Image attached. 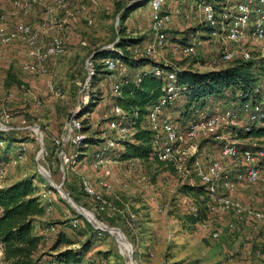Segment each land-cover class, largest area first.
<instances>
[{
	"label": "rangeland",
	"instance_id": "rangeland-1",
	"mask_svg": "<svg viewBox=\"0 0 264 264\" xmlns=\"http://www.w3.org/2000/svg\"><path fill=\"white\" fill-rule=\"evenodd\" d=\"M66 1V8L59 9L57 0H45L41 4L33 3L28 14L12 15L9 1L0 0V15H4V18H0V24L9 30H16L20 24L27 23L38 33V44L45 45L51 37L58 36L64 46L61 55L36 62L31 54L32 48L23 41L0 45V130L5 131V126L15 127L7 134L23 141L26 147L24 156L17 164L13 165L9 160L3 162L7 167L3 185L5 187L30 177L38 187L37 195L46 208L38 225H53L54 228L53 231L49 229L42 232L48 237L42 248L45 255L49 257L54 253L49 247L57 231H65L75 241L69 246L71 248H77L85 240L86 235L80 234L82 231L93 235L90 236L95 241L92 253L97 250L113 253L117 259L111 256L107 261L116 260L118 264H264V221L257 224L252 240L246 238L251 221L237 222L232 211L221 208L215 212L208 211L202 222L184 226L183 217L195 212L193 208L196 206L194 200L183 194L180 188L184 184L199 183L193 172L182 174L168 164L155 161H135V165L130 167L126 161L119 160L113 151L104 163L108 173L104 169L94 170L91 167L93 152L105 138H113L118 143L115 148L121 149L119 141L122 137L110 130L105 118L110 106L115 104V99L110 90L112 78L103 70L97 76L92 90L94 94L99 92L98 103L85 115L83 112L86 108L82 111L76 109L84 96L86 61L98 51L115 49L123 26L126 27V36H140L142 41L146 40L150 0L134 9L124 23L121 21L124 8L136 0ZM181 2L164 0L162 10L167 12L173 7L182 9ZM45 13L52 17L47 16L43 20ZM44 22L51 26L46 36L38 31ZM196 22L197 19L184 17L173 19L167 26L166 45L150 59L179 69L182 66L197 71L209 69L212 56L221 48L218 43L214 46L209 39L202 37L204 42L195 48V55H184L181 52L178 39L193 33L192 28L197 26ZM242 45L250 50L249 61L260 62L263 65L260 69L264 71V39L246 40ZM132 46L129 47L130 51ZM25 62L42 65L46 72H24L22 65ZM232 63L234 61H218L223 67ZM123 64L128 75L137 71L127 62ZM9 75H14L15 79L12 80ZM260 78L264 80V74ZM8 96L10 99L6 101ZM73 112L78 116L82 113L86 138L104 140L99 141L98 145H84L72 167H61L53 154V140L60 137L65 122ZM165 114L178 126L180 132H185V126L192 122L191 116L189 121L184 118L179 120V113L175 111H167ZM242 125L240 122L238 127ZM126 138H129V134ZM225 143L235 144L239 148L264 150V137L238 138L223 128L206 139L193 141L192 144L197 147L196 152L186 159L185 166L191 167L194 160L207 164L218 158L220 147ZM188 145L184 144L182 148ZM224 167L233 169L230 163H224ZM82 176L92 182L98 196L109 202L104 213H98L92 208L93 198L85 195L79 187ZM54 187H60V193H67L69 199L62 198ZM237 188L245 191L244 196L240 197L242 203L249 202L247 192L250 191L256 197L253 206L263 208L264 167L261 179L256 184L248 185L241 181ZM123 215L132 218L129 232L125 229ZM70 217H78L80 225L70 228L65 224L64 221L68 222ZM100 222L118 229H112V234L98 238L96 232L102 227ZM229 222L236 223L232 231L228 229ZM243 223L244 227H241ZM215 231L218 237H213ZM132 236L136 244H133ZM94 260L96 264L106 263L99 255H95Z\"/></svg>",
	"mask_w": 264,
	"mask_h": 264
},
{
	"label": "built area",
	"instance_id": "built-area-1",
	"mask_svg": "<svg viewBox=\"0 0 264 264\" xmlns=\"http://www.w3.org/2000/svg\"><path fill=\"white\" fill-rule=\"evenodd\" d=\"M8 1L11 5L12 15L19 13L25 15L32 10L33 3L41 4L45 0ZM148 5L150 10L148 38L132 46L131 54L135 58L153 57L159 49L166 45L168 24L175 18H187L189 15L179 7H173L164 12L162 10L164 0H150ZM57 7L59 9L66 8L67 1L57 0ZM190 12L197 19V25H203L206 30L205 33L196 31L190 34L186 45L180 46L181 52L184 55H195V48L204 42L202 37L209 39L214 46L217 43L221 46L214 55L215 57L212 56L211 67L207 71L223 68L218 64V61L227 63L237 59L249 61L251 59L250 50L242 43L246 40L261 41L264 39V0H194L191 3ZM0 18H4V15H0ZM41 27L46 31L51 28L47 22L42 23ZM38 38V33L27 23L20 24L16 30H9L0 24V45L23 41L32 48L31 54L36 62L46 61L64 52L60 37H51L45 45L38 44ZM100 62L108 72L109 77L112 78L110 82L112 94L119 96L121 79L126 76L123 69L124 62L120 58L114 57H106ZM86 69V77L83 82L84 96L81 103L76 107L79 111L87 107L92 92L91 80L95 74L92 57L87 59ZM22 70L34 74L46 72L42 65L32 62H25L22 65ZM153 71L156 76L165 81L163 94L149 107L146 115L147 124L153 133L154 156L157 160L172 166L182 174L193 172L205 187V192L199 197V201L208 208L209 212H215L218 208L224 211H232L237 222H243L245 217H250L254 229L246 234V238L252 240L257 224L264 221V207L255 208L251 198L247 204H244L240 199L232 197L230 192L234 189L237 181H244L251 185L256 184L261 179V171L264 167V150L238 148L235 144L225 143L220 147L218 158L207 164L194 160L191 167H186L185 161L196 152L197 147L192 144L193 141L206 139L223 128L238 127L240 122L243 123L242 127L248 129L251 123L263 121L264 87L261 85V87L255 88L259 97L256 101L251 97L246 98L228 107L220 108L211 115L199 112L197 119L186 126L185 132H180L169 118L162 117L163 109L172 103L178 95V87L175 83L176 73L174 70L164 71L159 67H155ZM140 78L138 72H135L132 77L136 83L140 81ZM9 99L10 96L6 98V101ZM0 115H2L1 112ZM126 115V111L117 104H112L105 115L110 130L119 134L122 139L132 133L124 123ZM82 120V117L76 115L75 112L71 113L64 124L62 134L53 140V154L61 167H72L77 156L81 154V147L84 146L86 139ZM2 144L0 142V145ZM184 144L189 145L184 149L182 148ZM116 145L118 143L113 138H105V141L97 146L93 152L91 167L94 170L104 169V172H107L104 163ZM25 149V145L21 144L20 153L16 157H12L10 163L17 164L18 160L24 156ZM135 161L129 160L128 165L130 167L135 165ZM224 163H230L233 169H225ZM6 172V165H0V186L3 184ZM79 185L86 195L93 198L92 207L97 212H104L109 206V202L96 194L92 182L87 177L82 176ZM193 211H195V207ZM68 223L71 227H76L79 224V219L70 217ZM235 226V222L228 223V229L231 231L235 229ZM50 230L53 231L54 228L51 227ZM102 232L112 233L111 229L106 226L98 228L96 233L98 236H102ZM213 237H218V232L215 231ZM0 264H5L1 243Z\"/></svg>",
	"mask_w": 264,
	"mask_h": 264
},
{
	"label": "trees",
	"instance_id": "trees-1",
	"mask_svg": "<svg viewBox=\"0 0 264 264\" xmlns=\"http://www.w3.org/2000/svg\"><path fill=\"white\" fill-rule=\"evenodd\" d=\"M148 1L136 0L125 7L121 15V21L124 23L134 9L145 5ZM192 30L194 32L205 31L206 28L198 24ZM120 33L122 35L117 41L115 49L101 50L92 55L95 74L91 80V87L93 90L97 76L102 70L108 74L100 62L101 59L106 57L120 58L140 74L141 78L138 83L133 81V73L131 75L126 74L121 79L120 95L114 96L115 104L122 107L127 113L124 123L133 130L129 138L120 139L121 149L114 148L112 150L121 161L127 163L129 160L143 163L151 161L163 163L157 160L153 154V133L149 129L146 120L149 107L163 94L165 85V81L154 74L155 67H159L164 71L174 70L176 73L175 83L178 87L176 99L163 109L162 117H167L165 114L167 111H175L179 113V120L184 118L189 121L192 117L191 120L194 121L197 119L199 112L211 115L218 109L223 108L222 106L231 105L246 98L251 97L256 101L259 97L255 92V88L257 86L261 87V85L264 87V80L260 78L261 74H264V71L260 69L263 67L260 62L236 60L228 66L212 71H197L183 66L182 69H179L152 61L150 58H135L129 47L140 43L143 40L142 37L126 36L125 26L120 29ZM189 35H184L178 39L181 45H186ZM9 77L12 80L15 79L14 75H9ZM259 80L260 83H257ZM98 99H100L99 92L98 94L90 93V100L83 115L93 110V107L98 103ZM168 118L171 120L170 117ZM83 122L82 120V124ZM176 127L178 128V126ZM226 130L238 138L264 137V120L251 123L248 129L229 127ZM101 140L104 139L92 140L87 137L84 145H98ZM0 142L3 143L0 145V165H4L5 162L7 163L8 160L12 159L11 155L15 157L20 153L21 144L19 142L23 141L0 131ZM170 167L175 170L172 166ZM37 190L38 187L32 183L30 177L0 188V243L3 247V261L5 264H96L95 255H99L100 259H104L105 264H118L116 260L114 262L107 261L110 260L111 256L117 259L113 253L100 250L92 253L95 241L90 236L93 235H88V232L82 231L80 234L86 235V238L77 248L69 247L75 241L70 239L65 231H57L49 247L54 253L49 257L45 255L42 248L48 237L42 232L49 230L53 225H46L45 227L38 225L46 208L40 202ZM180 191L185 195H189L196 206L195 212L183 217L182 223L184 226H193L205 220L209 210L199 201V197L205 192L204 185L200 182L196 185L184 184ZM74 200L77 199L74 197ZM131 221L129 215L124 216L123 223L127 232H129ZM64 223L70 228H75L71 227L67 221H64ZM109 234L108 232H102V236H98L96 233L98 238ZM132 238L134 239L133 244H136L135 237L132 236Z\"/></svg>",
	"mask_w": 264,
	"mask_h": 264
},
{
	"label": "crops",
	"instance_id": "crops-1",
	"mask_svg": "<svg viewBox=\"0 0 264 264\" xmlns=\"http://www.w3.org/2000/svg\"><path fill=\"white\" fill-rule=\"evenodd\" d=\"M194 0H190V1H184V0H182V2L180 3L182 6H183V8H182V10H183V12H185V13H189V15H188V17L186 18V19H196L194 16H192L191 15V12H190V10H191V3L193 2ZM186 2V3H185ZM50 11H52L53 13L55 12V10L54 9H51ZM49 14V13H48ZM48 14L47 13H45V15H44V17H43V20H45V19H47L48 17H52L51 15L50 16H48ZM48 16V17H47ZM193 17V18H192ZM185 18V17H184ZM197 23V22H196ZM38 31H39V33H41L42 35H47L48 34V32H49V30H44V29H42V27H38ZM135 71V70H134ZM126 74H127V72H126ZM169 116H167L166 118H168ZM4 128H6V130L5 131H3V130H0V131H2V132H5L6 134L7 133H9L11 130H13V129H15V127H11V126H5ZM8 135V134H7ZM20 144H23V142H19ZM19 143H16V144H19ZM13 156V155H12ZM123 162V161H122ZM238 183H241V181H237L236 183H235V187H234V189L230 192V194H231V196L232 197H235V198H238V199H240L241 200V198L240 197H243L244 196V193H245V191H243V189H240V188H237V185H238ZM11 184V183H10ZM193 185V184H192ZM1 187H4V185L2 184L1 186H0V188ZM262 190V189H261ZM248 194H247V196H248V198H249V201H250V198L254 201L255 199H256V197H255V195L253 194V193H251L250 191L249 192H247ZM242 201V200H241ZM254 203V202H253ZM71 205V204H70ZM72 206V205H71ZM73 208H75L74 206H72ZM82 208V207H81ZM76 210H77V208H75ZM85 209V208H84ZM79 211V210H78ZM80 213V212H79ZM80 214H82V213H80ZM84 215V214H83ZM86 217V216H85ZM88 219V218H87ZM250 220L251 222H252V220H251V218L250 217H245L244 218V220ZM94 221V224H96V222H95V220H93ZM102 227H109L106 223H103V222H100L99 223ZM241 227H244V223L243 224H241ZM109 228H111V227H109ZM258 227H256V229H257ZM111 229H113V230H117L118 228H111ZM254 229V224L252 225V223H251V225H250V228L249 229H247V231H248V233L249 232H251L252 230ZM247 234V233H246Z\"/></svg>",
	"mask_w": 264,
	"mask_h": 264
},
{
	"label": "water",
	"instance_id": "water-1",
	"mask_svg": "<svg viewBox=\"0 0 264 264\" xmlns=\"http://www.w3.org/2000/svg\"><path fill=\"white\" fill-rule=\"evenodd\" d=\"M56 188V187H54ZM59 189H61L60 187H57L56 190L58 191V193L61 195L62 198L66 199L64 196H62V194L60 193ZM62 190V189H61ZM64 192V191H63ZM65 193V192H64ZM65 195L67 196V199H69V196L67 193H65ZM111 229V228H110ZM112 230V229H111ZM112 234V233H111Z\"/></svg>",
	"mask_w": 264,
	"mask_h": 264
},
{
	"label": "bare ground",
	"instance_id": "bare-ground-1",
	"mask_svg": "<svg viewBox=\"0 0 264 264\" xmlns=\"http://www.w3.org/2000/svg\"><path fill=\"white\" fill-rule=\"evenodd\" d=\"M62 194V196H64L65 198H67V196L65 195V194H63V193H61ZM112 231V230H111ZM112 233H113V231H112Z\"/></svg>",
	"mask_w": 264,
	"mask_h": 264
}]
</instances>
